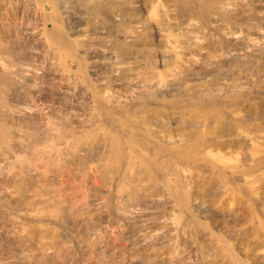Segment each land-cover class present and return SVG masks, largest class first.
<instances>
[{
    "label": "bare ground",
    "instance_id": "1",
    "mask_svg": "<svg viewBox=\"0 0 264 264\" xmlns=\"http://www.w3.org/2000/svg\"><path fill=\"white\" fill-rule=\"evenodd\" d=\"M102 256L264 264V0H0V264Z\"/></svg>",
    "mask_w": 264,
    "mask_h": 264
},
{
    "label": "rangeland",
    "instance_id": "2",
    "mask_svg": "<svg viewBox=\"0 0 264 264\" xmlns=\"http://www.w3.org/2000/svg\"><path fill=\"white\" fill-rule=\"evenodd\" d=\"M80 256H81V254H80ZM77 257H78V254H77ZM103 257V258H102ZM101 257V260H99V264H101V263H103V264H106V262H107V264H111V263H114V262H112L111 260H109L110 258L109 257H107V256H102ZM106 259H108V260H106ZM104 260V261H103ZM103 261V262H102ZM110 261H111V263H110ZM116 262V261H115ZM115 264H120L119 262H117V263H115Z\"/></svg>",
    "mask_w": 264,
    "mask_h": 264
}]
</instances>
